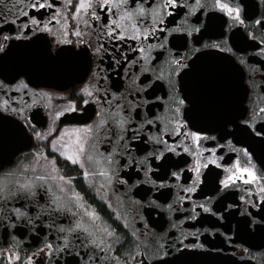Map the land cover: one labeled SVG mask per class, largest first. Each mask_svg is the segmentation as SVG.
I'll return each instance as SVG.
<instances>
[{"label": "flooded vegetation", "instance_id": "1", "mask_svg": "<svg viewBox=\"0 0 264 264\" xmlns=\"http://www.w3.org/2000/svg\"><path fill=\"white\" fill-rule=\"evenodd\" d=\"M49 2L38 8L30 5L43 0H0V184L9 173L21 182L34 178L23 166L40 151L74 177L68 188L83 208L58 210L47 184L37 182L32 196L9 185L13 194L0 193V264H150L185 252L264 264V0H222L239 6L243 23L215 0H176L167 8L168 0H130L129 10L138 3L147 13L136 17L139 39L130 27L124 38L119 29L106 35L115 26L105 27L109 14L99 9V20L86 15L83 34L72 35L78 22L69 18L64 27L65 0ZM204 54L230 58L234 80L242 72L243 108L234 103L231 77L225 103L203 112L190 104L192 67L213 84L226 77L222 65L194 63ZM221 107L223 117L239 110L236 120L195 122ZM84 125L92 127L88 147L100 161L87 180L52 148L53 140L58 148L68 142L62 132ZM237 163L254 166L260 179L221 184ZM37 174H44L39 167ZM57 195L63 201L70 193Z\"/></svg>", "mask_w": 264, "mask_h": 264}, {"label": "snow or ice", "instance_id": "2", "mask_svg": "<svg viewBox=\"0 0 264 264\" xmlns=\"http://www.w3.org/2000/svg\"><path fill=\"white\" fill-rule=\"evenodd\" d=\"M129 2L130 0H65L66 11L64 13V27L67 28L68 19H72L77 21V30L72 32V35L80 37L83 33L79 29V22L82 21L84 25L89 24V20L85 18V16H90L93 20H99L100 14L99 10L108 13L107 24L114 25L115 27H108V31L106 35H112L119 29V37L124 38L128 35L129 27L132 29V39H139L141 30L137 27V16L144 17L147 15L145 8L140 7L138 3L136 6L129 10ZM199 2V0H197ZM176 0H168L167 3L163 5L164 8L169 7V5H175ZM31 7L45 8L52 7L53 5L49 2V0H43V3L32 4ZM214 7L219 8L221 11L226 12L229 16H234V19L243 23L240 18V8L239 6L232 7L227 3H223L222 0H215ZM68 8L74 9L71 11V15L67 11ZM57 13L59 14V8L57 9ZM155 11L153 12V16H155ZM117 17L116 19H112V17ZM56 19V17H53ZM127 21L128 23H125ZM33 23H38L33 20ZM256 23H260V21H256ZM44 28L47 29L48 25L45 24ZM65 36L68 35L67 31L63 33ZM143 34H147L145 31ZM70 43V41H69ZM83 43V41H81ZM0 50H2V45H0ZM23 83V82H21ZM27 87V84L23 85ZM82 91L87 92V88L82 89ZM90 95V93H89ZM87 103V101H84ZM181 104L184 103L183 100L180 101ZM103 123V121H101ZM92 133V127L90 125H84L80 128H72L67 132H62L61 136H67L68 142L62 143L58 148L57 141H52V148L54 152L59 154L60 158L67 163V165L78 166L77 171H80L85 180L94 174L88 171L90 166H99L100 161L96 159L89 151L88 141L89 137ZM260 132H257V135H260ZM200 132H192L191 136L193 140H199L201 137ZM37 137H40V133H36ZM264 142V141H262ZM245 155L249 154L245 151ZM43 158L45 161L44 164H40L39 161ZM35 163L30 165H24L23 171L27 172L29 168H31L32 173L34 174V178L25 180L21 182L19 179H12L13 173H9L4 177V183L0 184V193L7 191L9 194H13L9 185L14 186L15 193L23 194L24 196H32L35 195L34 187L37 185V182H40L39 187L44 189L45 184H47L46 193L51 194L52 203L56 204L58 210L66 209L68 212L75 215L72 212V207L75 206L77 208H83V204L80 203L81 196L78 192L75 191L74 188L69 189L68 186L72 184V180L74 177H66L65 175L60 174L61 169L57 166V158L55 156L49 158L47 155H44L42 152L37 151L34 154ZM216 161L213 160L212 163ZM251 164V162L249 161ZM40 169L44 174H37V169ZM200 163L197 161V166L194 171L197 173V180H199L200 173ZM206 167V165H204ZM235 171L232 172L225 180H221L220 183L223 185H227L229 182L233 180L234 177H237L241 180H244L245 183L256 182L260 177L257 176L256 170L254 166L242 167L239 163L235 166ZM239 174V175H238ZM100 175L106 176L107 172L101 171ZM176 175V173H173ZM49 181L55 182V191L53 190V184L49 183ZM57 192L60 194L70 193L68 199L61 200V197L57 195ZM75 203L73 205V199ZM110 207V206H109ZM208 209H206L207 211ZM86 215L92 220L95 221L99 217L94 211H87ZM76 228H83L85 232L88 231V228L84 226L81 222H77L75 225ZM101 231H107V229H100ZM108 235H112V232H108ZM102 242V241H101ZM50 247V245L48 246Z\"/></svg>", "mask_w": 264, "mask_h": 264}, {"label": "water", "instance_id": "3", "mask_svg": "<svg viewBox=\"0 0 264 264\" xmlns=\"http://www.w3.org/2000/svg\"><path fill=\"white\" fill-rule=\"evenodd\" d=\"M194 63H201V64H214V65H222L221 67H226L224 74L226 77L217 78L215 80L216 84H213L208 77L201 76H194V73H196V70H201V68L198 67H192L191 70H189V80L188 85L190 86L192 92L190 93V98L188 99L190 101L191 105H198L203 112V109L206 108L207 105L214 106L217 102H220L221 104L225 101L223 98V92L222 89L229 86L231 79H233V82H235L236 88H235V98L236 103L239 107V104L241 103V106L243 108V102L245 98V89L243 86V76L242 72L238 69L236 70V78L231 76V68L233 67L234 62L227 57L216 55V54H204L197 60H195ZM225 82V83H224ZM229 83V84H228ZM231 85V84H230ZM239 88L242 90L241 96L239 93ZM228 94L229 91H227ZM216 113V117H209L207 114H204L201 118L194 119L195 122L200 127H210V126H217L221 124H226L230 121L236 120L239 114V110L237 115L234 117H223L219 116V114L222 113H228L225 110L222 109V107L215 108L214 110L210 111ZM150 264H246V263H240L237 262L231 258L211 255V254H198V253H181L177 256H174L169 259H163L158 260L155 262H152Z\"/></svg>", "mask_w": 264, "mask_h": 264}]
</instances>
